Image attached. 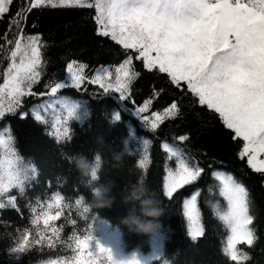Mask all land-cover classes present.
<instances>
[{
  "label": "snow or ice",
  "instance_id": "snow-or-ice-1",
  "mask_svg": "<svg viewBox=\"0 0 264 264\" xmlns=\"http://www.w3.org/2000/svg\"><path fill=\"white\" fill-rule=\"evenodd\" d=\"M13 2L0 0V19L10 12ZM42 8H94L98 35L110 37L125 50H134L146 69L166 73L178 88L181 82L186 84L187 91L198 97L199 104L218 114L224 127L231 130L232 138L240 144L239 158H246L253 172L264 175V0H29L27 8L17 12L10 22L9 31L13 26L18 30L14 38L9 40L7 34L3 37L10 47L0 46V52L5 53L3 58L8 61L0 83V121L8 114L15 115L25 97L47 96V102L33 108V117L47 124L49 121L42 112L47 114L51 110L49 134L57 143H63L72 139L70 122H83L89 112L81 102L59 97L62 89L86 92L84 85L88 83L97 85L104 94H118L119 100L125 101L130 99L133 81L139 73L134 71L131 55L114 70L97 69L91 78L85 74L88 66L73 60L66 67L67 82L64 78L53 80L45 84L46 91L34 92L33 87L44 75L46 45L39 35H25L21 25L27 12ZM151 103L145 101L135 113L152 132L165 119L180 115L177 103L163 113L141 115L148 112ZM26 115L23 113L21 118ZM113 119L120 121V112H114ZM176 139L185 142L189 137L181 135ZM150 146L151 141L144 139L136 165L145 177L151 165ZM162 148L167 159L175 161V168H166L163 185V194L171 200L178 190L195 184L204 169L178 148L168 143ZM37 175L36 167L26 164L19 154L10 127L0 131V210L19 211L17 198L10 193L16 190L24 195ZM212 175L218 182L219 195L226 202V209L214 206V214L229 233L223 254L235 264H245L250 257L240 246L251 248L258 239L251 214V194L231 174L215 171ZM200 195L197 189L183 202L188 236L194 243L205 235L198 206ZM75 205L84 214L91 211L84 197L77 199ZM65 207L71 205L59 193L43 203L37 200V207L32 208L33 228L22 233L11 252L20 257L36 246L55 248L57 244H66L73 252L71 257L42 264H117L110 249L99 246L98 251L90 250L91 231L83 237L73 233L71 243L62 240V228L52 222L61 219ZM71 223L75 225L76 221ZM128 264L139 261L133 259Z\"/></svg>",
  "mask_w": 264,
  "mask_h": 264
},
{
  "label": "trees",
  "instance_id": "trees-1",
  "mask_svg": "<svg viewBox=\"0 0 264 264\" xmlns=\"http://www.w3.org/2000/svg\"><path fill=\"white\" fill-rule=\"evenodd\" d=\"M28 3L29 0H14L10 12L0 19V46L10 47L3 37L7 34L9 40L14 38L18 30L13 26L9 31L10 22L16 18L17 12L27 8ZM95 15L94 8L33 9L26 13L21 25L25 35H39L46 45L43 49L46 62L44 75L32 89L36 93L46 91L44 86L50 81L65 79L67 64L73 60L86 64L85 74L90 77L96 68L117 65L131 55L132 66L139 76L133 81L130 99L125 101H120L118 94H104L97 85L88 83L84 85L86 92L83 89H62L59 97L79 101L89 112L83 122H70L71 141L57 143L55 137L49 134L52 130L51 110L47 114L42 112L49 121L47 124L34 119L33 108L47 102V96L25 97L15 115L8 114L0 121V131L10 127L24 162L38 170L24 195L16 190L10 193L16 196L19 211L11 208L0 210V264H42L73 255L66 244H57L55 248L36 246L20 257L11 252L22 233L33 228L32 208L37 207V200L43 203L54 193L63 195L65 203L71 205L65 207L60 220L52 222L62 228V240L71 243L69 238L73 233L83 237L91 231L90 250L98 251L99 246L110 249L120 264H128L133 256L139 264H164L165 260L167 264H235L223 254L229 233L214 214L217 204L221 210L226 209V202L219 195L218 182L212 175L215 171L233 175L249 190L258 239L251 248L247 245L240 247L250 257L245 264H264V175L253 172L246 158H239L240 144L232 138L233 133L224 127L218 114L200 105L198 97L187 91L183 82L178 88L166 73L146 69L132 50H125L110 37L98 35ZM4 55L0 52V83L8 65ZM147 100L152 101L149 112H159L177 103L180 115L175 119H165L152 132L132 113L133 108ZM114 112H120V121L113 119ZM23 113L27 115L21 118ZM181 135H187L189 139L180 142L176 138ZM144 139L151 141V165L146 177L136 166ZM164 143L178 148L204 169L195 184L178 190L171 200L163 194V185L166 168H175V161L167 159L162 148ZM119 152L124 153V159L122 164L115 166L113 156ZM97 153L103 161L100 182L113 181L115 185V203L110 209L90 207V188L72 163L76 155L82 154L91 160ZM140 177L145 178L148 186L157 193L165 212L159 220L162 228L157 235L136 234L121 224L129 211L121 202V192ZM197 189L201 192L198 206L205 235L194 243L188 236L183 202L190 199ZM80 197H84V203L91 209L89 213H82V209L75 205ZM37 211L40 209L37 208ZM72 220L76 221L75 225Z\"/></svg>",
  "mask_w": 264,
  "mask_h": 264
},
{
  "label": "clouds",
  "instance_id": "clouds-1",
  "mask_svg": "<svg viewBox=\"0 0 264 264\" xmlns=\"http://www.w3.org/2000/svg\"><path fill=\"white\" fill-rule=\"evenodd\" d=\"M113 159L116 161L115 166H119L123 162L124 153H115ZM72 163L90 188L92 193L90 207L98 210L110 209L115 203L113 195L115 185L113 181L100 182L99 173L103 164L100 154H95L91 160L79 154L73 157ZM121 202L129 209L121 224L130 232L148 236L160 233L162 225L159 220L165 212L157 193L148 186L145 178L140 177L135 183H130L121 192ZM133 259L136 257L133 256L131 260ZM117 264L120 262L117 261Z\"/></svg>",
  "mask_w": 264,
  "mask_h": 264
},
{
  "label": "rangeland",
  "instance_id": "rangeland-1",
  "mask_svg": "<svg viewBox=\"0 0 264 264\" xmlns=\"http://www.w3.org/2000/svg\"><path fill=\"white\" fill-rule=\"evenodd\" d=\"M130 50H132V49H130ZM132 51L135 53L134 50H132ZM135 55H137V54L135 53ZM132 61H133V59H132ZM142 61H143V60H142ZM123 62H124V61H123ZM123 62H121V63H123ZM121 63H119V64H117V65H104V66H100V67H98V68L95 69V71L93 72V74H92L89 78L93 77V76L95 75L96 70L99 69V68H101V67H107V68H111V69L114 70V68L117 67V66H119ZM143 63H144V62H143ZM65 82H67L66 77H65ZM141 106H142V105H141ZM137 107H140V106H137ZM137 107H135V108L132 109V113H133L135 116L138 117V115L135 113V109H136ZM165 109H166V108H165ZM163 111H164V109L161 110V111H159V112L163 113ZM150 113H151V112H149V110H148L147 113H144V114H141V115H148V114H150ZM138 118H139V117H138ZM237 181H238V180H237Z\"/></svg>",
  "mask_w": 264,
  "mask_h": 264
}]
</instances>
